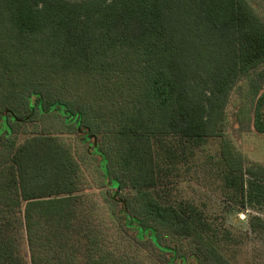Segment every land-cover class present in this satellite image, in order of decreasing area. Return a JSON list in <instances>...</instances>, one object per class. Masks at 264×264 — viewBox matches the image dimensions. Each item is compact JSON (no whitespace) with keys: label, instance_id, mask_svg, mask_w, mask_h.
Instances as JSON below:
<instances>
[{"label":"trees","instance_id":"1","mask_svg":"<svg viewBox=\"0 0 264 264\" xmlns=\"http://www.w3.org/2000/svg\"><path fill=\"white\" fill-rule=\"evenodd\" d=\"M241 80L239 121L264 133V18L250 0H0V264H233L206 211L159 189L226 129ZM51 114L98 157L120 246L89 210L71 146L20 135ZM219 163L230 200L264 207V164L229 140ZM249 223L264 232L261 214Z\"/></svg>","mask_w":264,"mask_h":264},{"label":"rangeland","instance_id":"2","mask_svg":"<svg viewBox=\"0 0 264 264\" xmlns=\"http://www.w3.org/2000/svg\"><path fill=\"white\" fill-rule=\"evenodd\" d=\"M250 1L264 18V0ZM242 87H245L243 80L230 95L226 107V129L221 134L206 138L201 145L194 147L189 159L180 163L176 171L164 178V189L159 190L160 195L166 199H188L203 208L221 231L224 251L233 264H264V232H254L249 223V218L254 213L264 217V207L254 209L253 204L243 206L239 197L238 201L230 200L228 197L230 190L225 188L219 163L221 145L224 140H229L244 155L246 166L252 162L264 164V133L258 132L252 123L245 122L242 125L238 118L242 102L246 100L240 89ZM262 113L264 116V107ZM42 130L58 134L71 146L81 165L85 192L91 201L89 210L94 213L98 223L105 227L107 236L113 244L120 246L121 237L116 230L119 229L121 220L114 215L115 205L106 200L107 189L102 184L99 160L96 155H93L92 148L87 142L82 141L78 134L63 126L61 118L56 114L44 116L35 124L24 126L21 128L20 135ZM230 194H232L231 191ZM115 246H113L115 250H112L120 252ZM22 247V252L28 256L30 251L27 244L24 243ZM57 252L61 256L66 253L61 247L57 249ZM121 252L124 251L121 250ZM138 253L148 255L144 250Z\"/></svg>","mask_w":264,"mask_h":264}]
</instances>
